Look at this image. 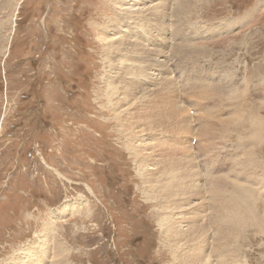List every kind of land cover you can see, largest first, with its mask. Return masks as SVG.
<instances>
[{
	"label": "rangeland",
	"instance_id": "rangeland-1",
	"mask_svg": "<svg viewBox=\"0 0 264 264\" xmlns=\"http://www.w3.org/2000/svg\"><path fill=\"white\" fill-rule=\"evenodd\" d=\"M159 1L142 24L116 31L109 22L118 0H0V264L27 261L29 244L42 245L46 229L67 260L57 262L51 251L45 264H183L180 252L192 242L178 246L162 220L181 211L186 194H175L185 167L164 160L162 173L150 165L173 159L174 148H186L208 176L195 201L208 218L216 203L228 207L235 185L253 195L258 220L245 213L239 233L220 238L218 264H264V0H190L188 15H171L176 21L164 36L157 16L174 14L183 0ZM182 31L193 37L182 42ZM161 59L174 80L172 115L161 95L168 90L157 84ZM91 141L103 145L100 154ZM209 176L219 181L214 190ZM66 202L76 209L56 217Z\"/></svg>",
	"mask_w": 264,
	"mask_h": 264
},
{
	"label": "bare ground",
	"instance_id": "bare-ground-1",
	"mask_svg": "<svg viewBox=\"0 0 264 264\" xmlns=\"http://www.w3.org/2000/svg\"><path fill=\"white\" fill-rule=\"evenodd\" d=\"M112 1V0H111ZM120 5L122 6H119L117 7V9L119 10V12L114 16V17H111V20L109 22V24L111 26H113L116 31H120L121 28L123 27H126V25H130L129 21H134L136 23L139 22V24L143 22V19H144V13L145 12H148V10L150 8H152V6H156V2L157 0H118ZM160 1H163V0H160ZM159 1V2H160ZM172 4H174L172 1L173 0H170ZM175 1V0H174ZM110 2V1H109ZM164 2V1H163ZM163 2H161V6L164 4ZM116 3V2H115ZM163 3V4H162ZM169 3V1H168ZM194 4V2H192ZM158 4V3H157ZM190 4V0H183L182 2H180V6L178 8H174V14H171L173 13L171 10L172 8L169 10V9H166L165 12H159L160 14L157 16L159 19H160V23H161V26H162V30L160 31V36H164L166 35V32L168 30H170L171 26L173 25V21H176L174 20L175 17L177 16H186V14L188 13V8H190L189 6ZM169 5V4H168ZM179 5V4H177ZM176 6V5H175ZM189 6V7H188ZM177 7V6H176ZM192 7H195L192 6ZM155 10H156V7H155ZM192 10V9H191ZM150 11V10H149ZM153 11V10H151ZM150 13V12H148ZM154 13V12H152ZM151 13V14H152ZM146 14V13H145ZM150 14V15H151ZM156 14V13H155ZM149 15V14H148ZM171 15H175V17L172 19L171 18ZM188 15V14H187ZM152 16V15H151ZM154 16V15H153ZM147 17V15H146ZM191 17V16H190ZM148 19H150L149 17H147ZM153 19V18H152ZM177 19V18H176ZM14 21V19H13ZM150 21V20H149ZM106 22V21H105ZM148 22V21H147ZM145 22V23H147ZM151 22V21H150ZM159 22V21H158ZM184 22V21H183ZM128 23V24H127ZM154 23V22H153ZM149 24V23H148ZM152 24V23H151ZM128 25V26H129ZM153 25V24H152ZM157 25V24H156ZM159 25V24H158ZM157 25V27H158ZM189 25V24H188ZM193 25V24H192ZM221 25V24H220ZM230 25V24H229ZM135 26H137L135 24ZM133 26V27H135ZM108 27V26H107ZM111 27V28H113ZM148 25L145 24L144 28L147 29L146 32L149 30L148 28ZM152 28V26H150ZM156 27V26H155ZM189 27V26H188ZM131 28V27H130ZM205 28V27H204ZM208 28V27H207ZM222 28V27H220ZM220 28H216L215 27V30H218L220 31ZM189 29V28H188ZM123 30V29H122ZM130 30V29H129ZM155 30V29H154ZM158 30V29H157ZM210 30V29H209ZM214 30V31H215ZM124 31V30H123ZM122 31V32H123ZM190 31V30H189ZM113 32V31H112ZM126 32V31H125ZM136 32V31H135ZM138 32V31H137ZM136 32V33H137ZM152 32V30H151ZM158 34L159 32L156 31ZM225 32V31H224ZM223 32V33H224ZM169 33V32H168ZM213 33V32H212ZM217 33V32H216ZM118 34V33H117ZM125 34V33H124ZM149 34V32H148ZM153 34V33H152ZM151 34V36H152ZM156 34V33H155ZM113 35V34H112ZM128 35V34H127ZM130 35V34H129ZM144 35V34H143ZM157 35V34H156ZM130 36H133V35H130ZM147 36V35H146ZM171 36V35H170ZM178 36L182 39H180L182 42H185L184 40H190L191 37H193L191 34L187 33V32H180L178 34ZM115 37V36H114ZM135 37V36H134ZM158 37V36H157ZM75 38L78 39V35H75L73 34L71 36V40H74ZM128 38V37H127ZM136 38V37H135ZM150 38V37H148ZM156 38V37H155ZM122 39V38H121ZM130 39V37L128 38ZM132 39V38H131ZM140 39V38H139ZM144 39V37H143ZM152 39V38H151ZM178 39V38H177ZM119 41L118 39H115V41ZM150 40V39H149ZM157 40V39H156ZM163 40V39H162ZM198 40V39H197ZM112 41V40H111ZM145 41V40H143ZM152 41V40H151ZM158 41V40H157ZM193 41V40H192ZM124 42L125 40L123 41V43L121 42V46L123 47L124 45ZM131 42V41H130ZM135 42V41H134ZM133 42V43H134ZM114 43V42H113ZM118 43V42H117ZM132 43V44H133ZM136 43V42H135ZM146 43V41H145ZM149 43V42H148ZM147 43V44H148ZM116 44V43H115ZM128 44H131V43H128ZM158 44V43H157ZM161 44V43H160ZM140 45V43H139ZM143 45H145L143 43ZM149 45V44H148ZM152 45V42L151 44ZM154 45H156L155 43L152 45L154 47ZM115 46V45H113ZM120 46V47H121ZM132 46V45H130ZM135 46V45H134ZM146 46V45H145ZM151 46V47H152ZM158 46V45H157ZM156 46V47H157ZM160 46V45H159ZM162 46V45H161ZM181 46V45H180ZM136 47V46H135ZM141 47V46H140ZM143 47V46H142ZM149 47V48H151ZM155 47V48H156ZM116 48V46H115ZM128 49L130 47H127ZM133 48V47H132ZM138 48V46L136 47V49ZM114 49V48H113ZM144 49V48H143ZM146 49V48H145ZM164 49V48H163ZM167 49V47H166ZM165 49V51H166ZM170 49V48H169ZM185 49V48H184ZM183 49V50H184ZM119 50V49H118ZM133 49H131L132 51ZM141 50V49H140ZM149 51L147 52V56L150 55L152 53L153 55V52L151 50L153 49H148ZM159 50V49H158ZM110 51V49H109ZM121 51V50H120ZM119 51V52H120ZM130 51V52H131ZM135 53V50H133ZM142 51V50H141ZM154 51V50H153ZM164 51V52H165ZM168 51V50H167ZM173 51V50H172ZM113 52V51H112ZM163 52V51H162ZM121 53V52H120ZM123 53V52H122ZM143 53V52H142ZM115 54V52H114ZM125 54V53H124ZM129 54V53H128ZM155 54V52H154ZM166 55V53H163ZM168 54V53H167ZM112 55V54H111ZM116 55V54H115ZM118 55V53H117ZM122 55V54H121ZM131 55V54H130ZM161 55V54H160ZM172 55V54H170ZM123 56V55H122ZM125 56V55H124ZM126 56H127V52H126ZM140 56V55H139ZM145 56V55H144ZM143 56V57H144ZM151 56V55H150ZM154 56V55H153ZM157 56V55H156ZM129 57V56H128ZM115 58V57H114ZM123 58V57H122ZM125 58V57H124ZM145 58V57H144ZM109 59V58H108ZM116 59V58H115ZM121 59V58H120ZM126 59V58H125ZM131 59V58H129ZM148 59V58H147ZM150 60V59H149ZM148 60V61H149ZM122 61V60H121ZM127 61V60H126ZM136 61V60H135ZM147 61V62H148ZM114 62V60H113ZM117 61H115V65ZM125 62V60H124ZM137 62H139V65H142L145 62L144 59H139ZM136 62V63H137ZM141 62H144V63H141ZM152 62V61H151ZM168 62V61H167ZM123 63V61H122ZM126 63V62H125ZM125 63H123L122 65H124ZM134 65V63H132ZM149 64V63H148ZM164 60L161 59L159 61V63H157V65L159 66V69L158 70V73H157V76H160V83L158 82L157 84H160L162 85L164 88H166L168 90V93L166 95L163 94V92L161 91V95L163 96V100L164 102L167 104V112L169 115H172L173 111H174V106L175 104H172L170 101H169V93H172V92H175V89L173 91H170L173 87V76H172V72H170V69L167 70H164ZM167 64V63H166ZM130 65H131V62H130ZM138 65V64H136ZM114 67V66H113ZM139 67V66H138ZM115 68V67H114ZM123 68V67H122ZM125 68V67H124ZM128 68L130 69V66H128ZM137 68V67H136ZM161 68V69H160ZM163 69V73L161 72V70ZM124 70V69H123ZM150 71V70H149ZM108 72V71H107ZM126 72V71H125ZM129 72V70L127 71ZM143 72V71H142ZM113 73V72H112ZM143 74V73H142ZM222 74V73H221ZM219 75V74H218ZM132 76V75H131ZM154 76V75H153ZM183 77V76H182ZM124 78V77H122ZM155 78V77H154ZM225 78V77H224ZM142 79V78H140ZM146 79V78H145ZM227 79V78H226ZM119 80V79H117ZM129 80V79H128ZM144 80V79H143ZM214 80V79H213ZM111 81V80H110ZM126 81V80H125ZM142 81V80H141ZM154 81V80H153ZM119 82V81H118ZM130 82V81H129ZM156 82V81H155ZM122 83V82H121ZM133 83V82H132ZM124 84V83H123ZM218 86V85H217ZM234 86V85H233ZM110 87V86H109ZM121 87V86H120ZM128 87V86H127ZM186 87V86H185ZM222 86H220L221 88ZM111 88V87H110ZM123 88V87H122ZM232 88V87H231ZM113 89V88H112ZM244 89V88H243ZM242 89V91H243ZM131 90V89H129ZM231 90V89H230ZM235 90V89H234ZM112 91V90H111ZM130 92V91H129ZM231 92V91H230ZM129 94V93H128ZM125 95V94H124ZM224 95V94H223ZM128 97V96H127ZM111 98V97H110ZM120 98V97H119ZM123 98V97H122ZM119 103V101H118ZM124 104V103H123ZM134 104V103H133ZM127 105V104H126ZM120 108V107H119ZM118 108V109H119ZM121 109V108H120ZM122 110V113L127 116V110L125 109H121ZM131 120V119H129ZM128 120V121H129ZM227 122V121H226ZM216 123V122H215ZM214 123V124H215ZM88 124V122H87ZM129 124V123H128ZM143 124V122H142ZM226 124V123H225ZM223 125V124H222ZM216 127L218 125H215ZM224 126V125H223ZM227 126V125H226ZM174 127V126H173ZM210 127V126H209ZM222 127V126H221ZM175 128V127H174ZM173 128V130H174ZM206 128V127H204ZM180 129V128H179ZM209 129H212L209 128ZM202 130V129H201ZM95 131H100L98 129H95ZM178 131V130H177ZM205 131V130H204ZM218 131V130H217ZM188 132V131H187ZM212 132V131H211ZM216 132V130H215ZM256 132V131H255ZM177 133V132H176ZM210 133V132H209ZM215 134V133H214ZM213 134V135H214ZM218 134V133H217ZM259 134V133H258ZM89 135H92V134H89ZM190 135V134H189ZM207 135V134H206ZM184 136V135H183ZM191 136V135H190ZM210 136V135H209ZM220 136V135H219ZM257 136V135H255ZM261 136V134L259 135ZM154 137V136H153ZM206 137V136H205ZM208 137V136H207ZM136 138V137H135ZM151 138V137H150ZM185 138V137H184ZM191 138V137H190ZM100 139V138H99ZM183 139V138H182ZM256 140H258L256 138ZM262 140V139H261ZM186 141V140H185ZM162 142V141H161ZM177 143V142H176ZM182 143V141L180 142ZM184 143V142H183ZM174 146V144H172ZM185 145V144H184ZM91 146V147H90ZM103 145L101 143H99L98 141H91V143L89 144V149L91 150H96L99 154H100V151L101 150V147ZM132 146V145H131ZM178 146V145H177ZM187 146V145H186ZM185 146V147H186ZM140 147H144V146H140ZM176 147V146H175ZM133 148V147H132ZM149 148V147H148ZM87 149V150H89ZM135 149V148H133ZM145 149V148H144ZM151 149V147L149 148ZM175 151H173L171 153L172 155V158L173 159H166L164 157H161L162 159L156 161L155 163H150V165H154L153 169L154 170H160V172L164 173L163 170L167 169V166L169 165L167 163V161H171L175 164H177V168L179 167L180 169L184 168L185 169L181 170V175H182V178L185 180L184 183L181 182V186H182V189L183 191L181 192L179 189H177V193L175 194L174 191H173V194L176 195H179L178 193H180V195H182V193H185L186 194V197H181V200H182V203H179L177 204V208H180V213L177 211H172L170 212L171 210H175L172 206V204L170 205V213L169 216H167L165 219H163V231L165 233H167L170 237H173V240L175 242L178 243V246H180V241H182L183 239H187L188 241L192 242V244L189 243V245L187 244V242L185 241V243H183L182 246H184V244H187L189 246V248H184V252H180V257L183 256V260L181 258V261L183 264H218V260L220 259V251L221 249H219L220 247V243H221V240L220 238H228L230 237V234L235 235V232H238L239 233V228L238 227L240 225H243V222L244 220L247 218L244 216L245 213L250 214V217L252 218V221L253 220H256L257 219V215H258V212L257 210L253 207V204L251 205V198H252V194L248 191V190H245V189H241V191H238L239 188L241 187H237L235 188V186H232L233 188H235L234 192H238L235 193L232 192V194L230 195L229 199H228V207L225 206V204H223L221 201V205H222V208H220V203H216L215 207L213 206L212 207V216H210L209 218L207 217V214L205 213V210H204V206L203 204L201 203H195L196 199L199 200L202 199V194H201V190H200V187L199 184L202 183V178L207 176L205 174V176L202 177V174L200 171H198L199 168L196 169V167L193 165L194 163H192L191 161V158H190V153L189 151L186 149V148H183V150L181 151V149L179 148H174ZM179 149V150H177ZM148 149H146L145 151H147ZM214 150V149H213ZM181 151V154H178L179 152ZM253 151V150H252ZM144 153V151H141ZM244 153V152H243ZM61 154V152H60ZM145 154V153H144ZM245 154V153H244ZM249 155V154H248ZM247 155V157H248ZM244 156V155H243ZM251 156V155H250ZM253 156V155H252ZM141 157V156H140ZM170 157V156H169ZM139 158V157H138ZM142 158V157H141ZM148 162H149V156H145L144 157ZM244 158V157H243ZM208 159V158H207ZM237 159V158H236ZM103 160V159H102ZM141 160V159H140ZM164 160H165V163H167L168 165H166L164 163ZM248 160V159H247ZM241 162V161H240ZM175 164H173L175 166ZM244 164V163H243ZM146 165V164H145ZM149 165V163H148ZM94 166V170L96 172H99V170L95 167V165H92ZM92 166H89V167H92ZM141 166V165H140ZM172 166V165H171ZM198 166V165H197ZM238 166V165H236ZM145 167V166H144ZM247 167V166H246ZM244 168V167H243ZM58 171L56 168H54V171ZM153 170V171H154ZM169 170V169H168ZM173 170V169H172ZM152 171V170H151ZM175 171V170H174ZM60 172V171H59ZM156 172V171H155ZM173 172V171H172ZM233 173V172H232ZM60 176H63L64 178H67V179H71L69 176L63 174L60 172ZM152 174V173H151ZM170 174V173H169ZM168 174V175H169ZM254 174V173H253ZM59 175V174H58ZM147 175V174H146ZM145 175V176H146ZM154 175V174H153ZM160 174H158L159 176ZM164 175V174H163ZM172 175V174H170ZM178 175V174H177ZM255 175V174H254ZM157 176V175H156ZM157 176V177H158ZM174 176V175H172ZM176 176V175H175ZM171 177V176H170ZM208 177V176H207ZM210 177V176H209ZM213 176L210 177V180ZM227 177V176H226ZM253 177V175H252ZM153 178V177H152ZM160 178L161 175H160ZM174 178V177H173ZM217 178V177H216ZM224 178V177H223ZM229 177H227L228 179ZM254 178V177H253ZM257 178V177H256ZM255 178V179H256ZM97 179H100V178H97ZM166 179V178H165ZM209 179V178H208ZM214 179H215V176H214ZM226 179V178H225ZM231 180H233L232 178H230ZM229 179V180H230ZM258 179V178H257ZM157 180V179H156ZM170 180V179H168ZM173 180V179H172ZM213 180V179H212ZM211 180V183L212 185V189L214 190V186L217 187V182L219 181H212ZM228 180V182H229ZM259 180V179H258ZM164 181V180H163ZM162 181V182H163ZM171 181V180H170ZM186 181H188L186 183ZM151 182V181H150ZM206 182V181H205ZM210 182V181H209ZM208 182V183H209ZM226 182V181H225ZM227 182V183H228ZM234 181H232L231 183H233ZM236 182V181H235ZM242 182V181H241ZM256 182V181H255ZM230 183V184H231ZM157 184V183H156ZM159 184V183H158ZM167 184V183H166ZM203 184V183H202ZM201 184V185H202ZM216 184V185H215ZM221 183H219L218 186H220ZM224 184V183H222ZM240 184V183H239ZM153 185V184H152ZM169 185V184H168ZM167 185V186H168ZM228 185V184H227ZM234 185V184H233ZM259 185V183H258ZM91 190L93 191L94 194L95 193V189H93L90 184L88 185ZM150 186V185H149ZM260 186V185H259ZM221 187V186H220ZM219 187V188H220ZM152 188V187H151ZM155 188V187H154ZM179 188V187H178ZM181 188V187H180ZM222 188V187H221ZM220 188V189H221ZM205 189V188H203ZM220 189H218V191H220ZM168 190V191H167ZM167 193L169 192L170 193V190L167 188ZM176 190V189H175ZM210 191V190H209ZM225 191V190H224ZM215 192V191H213ZM165 193V192H164ZM163 193V194H164ZM168 193V194H169ZM205 193V192H204ZM210 194V192H208ZM220 193V192H219ZM167 194V195H168ZM165 195V194H164ZM171 195V194H170ZM214 195V194H213ZM216 195V194H215ZM214 195V196H215ZM219 196V195H217ZM179 197V196H178ZM168 198V197H167ZM175 198V197H174ZM177 198V197H176ZM209 198V197H208ZM215 198V197H214ZM219 198V197H218ZM186 199V201H185ZM206 199V198H205ZM204 199V200H205ZM259 199V198H258ZM167 200V199H166ZM179 200V199H178ZM253 201V200H252ZM80 202V201H79ZM166 202V201H165ZM181 202V201H179ZM185 202V203H184ZM201 202V201H200ZM168 203V202H167ZM175 203H178V202H175ZM214 204V202H212ZM212 203H210V205H212ZM253 203V202H252ZM262 203V202H261ZM166 203H164V206H165ZM255 204V203H254ZM264 204V203H263ZM75 206V205H74ZM72 205V203H68L66 202L65 204H62V207H59L58 209H56L55 211H53V214L56 216V217H63V216H67L68 214H72L76 209V207H74ZM80 206V205H79ZM233 206V207H232ZM256 206V205H255ZM185 209H184V208ZM237 208H239L237 210ZM211 209V208H210ZM220 209H221V216H220ZM208 210V209H207ZM243 213V214H242ZM210 215V213H209ZM54 216V218H55ZM69 216V215H68ZM218 216V218H217ZM220 216V218H219ZM222 217L224 218V222L222 220ZM220 220H222V224L220 223ZM258 220V219H257ZM246 223H249L247 221H245ZM255 222V221H254ZM249 225V224H248ZM211 226H213L214 228V231L212 232L211 231ZM246 226H244L245 228ZM238 229V230H237ZM52 231L50 229H46L43 231L42 234H40L39 236H43L44 239L42 240L43 244L42 245H37L35 247L31 246L29 244V250H31V248H33V250H31L33 252V255L30 256V258L27 260V261H22L23 264H45L43 263L41 260H44L46 258V256H48V260L50 259V254L49 253H52L51 251H53V253L55 254L54 257L55 259L57 260V262H60V263H63V262H66L67 260V255L65 254L66 253V250L64 248V246L61 247V245L56 241L55 238V234L52 233ZM187 234L184 238V235ZM176 237V238H175ZM228 240V239H227ZM231 241V240H230ZM41 242V240L39 241ZM48 242V243H47ZM32 243V242H31ZM217 244L219 245V247L217 246ZM225 244V243H223ZM230 246V245H229ZM227 246V247H229ZM225 247V246H224ZM231 247V246H230ZM27 248V249H28ZM178 249V248H177ZM24 249H22L23 251ZM226 250V249H225ZM211 255L214 256V260L211 259ZM226 255V254H225ZM47 259V258H46ZM20 260V259H19ZM23 260V259H22ZM26 260V259H25ZM15 261V260H14ZM18 259L15 261L17 263ZM240 262V261H239ZM238 262V263H239ZM19 264V263H18Z\"/></svg>",
	"mask_w": 264,
	"mask_h": 264
},
{
	"label": "trees",
	"instance_id": "trees-1",
	"mask_svg": "<svg viewBox=\"0 0 264 264\" xmlns=\"http://www.w3.org/2000/svg\"><path fill=\"white\" fill-rule=\"evenodd\" d=\"M95 152H97L96 150H94Z\"/></svg>",
	"mask_w": 264,
	"mask_h": 264
}]
</instances>
